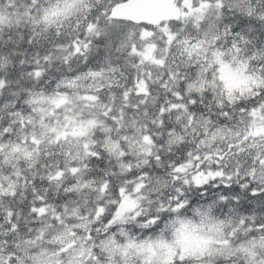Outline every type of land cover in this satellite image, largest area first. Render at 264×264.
<instances>
[{
  "label": "snow or ice",
  "instance_id": "obj_1",
  "mask_svg": "<svg viewBox=\"0 0 264 264\" xmlns=\"http://www.w3.org/2000/svg\"><path fill=\"white\" fill-rule=\"evenodd\" d=\"M0 264H264V0H0Z\"/></svg>",
  "mask_w": 264,
  "mask_h": 264
}]
</instances>
